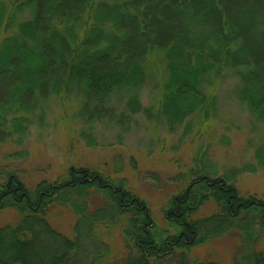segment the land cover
I'll return each instance as SVG.
<instances>
[{"label":"trees","instance_id":"obj_1","mask_svg":"<svg viewBox=\"0 0 264 264\" xmlns=\"http://www.w3.org/2000/svg\"><path fill=\"white\" fill-rule=\"evenodd\" d=\"M228 74L240 103L264 123V0H0V143L26 132L50 99L70 94L81 98L76 115L87 124L121 95L122 124L145 113L169 130L206 123L217 110L209 90ZM156 76L159 102L145 109L138 91ZM207 156L200 150L182 176L188 184L164 209L165 229L125 181L95 168L71 167L67 179L34 189L10 174L0 183V212L19 220L0 228V264H220L194 249L222 233L240 240L233 264H264V199L243 195L236 174L219 177ZM255 158L249 170L264 171V146ZM208 202L217 211L196 218ZM53 207L75 217L73 238L49 223ZM118 233L123 250L111 244Z\"/></svg>","mask_w":264,"mask_h":264},{"label":"rangeland","instance_id":"obj_2","mask_svg":"<svg viewBox=\"0 0 264 264\" xmlns=\"http://www.w3.org/2000/svg\"><path fill=\"white\" fill-rule=\"evenodd\" d=\"M160 83V76L152 77L138 91L145 109L158 105L156 88ZM238 90V81L225 75L209 90L217 99V110L209 121L202 123L194 118L188 127L185 124L172 130L167 128L164 118L152 113L135 115L122 124L120 115L126 111L128 95L115 96L111 112L92 124L76 115L79 96L53 97L37 110L26 132L0 143V183L13 173L34 189L41 182L67 179L71 167L95 168L116 181H125L127 188L148 203L158 227L165 229L164 209L187 186L188 179L182 176L195 167L194 158L206 148L208 159L217 165L219 177L236 174L233 184L243 195L264 199V171L249 170L257 164L256 150L264 146V123H259L240 103ZM216 211V206L208 202L196 218L209 217ZM18 220L13 210L0 212V228ZM48 221L58 232L74 237L76 219L69 209L53 207ZM214 227L217 231L224 229L220 220L215 221ZM111 244L123 250L120 233ZM239 244L237 234L222 233L217 240L194 249V256L202 262L233 264ZM259 248L264 249V237Z\"/></svg>","mask_w":264,"mask_h":264}]
</instances>
